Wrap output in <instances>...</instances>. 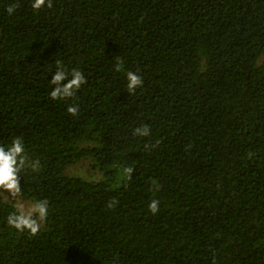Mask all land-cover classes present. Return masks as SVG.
Returning <instances> with one entry per match:
<instances>
[{"label": "trees", "instance_id": "16d2710c", "mask_svg": "<svg viewBox=\"0 0 264 264\" xmlns=\"http://www.w3.org/2000/svg\"><path fill=\"white\" fill-rule=\"evenodd\" d=\"M32 2L0 0V145L40 161L20 197L49 216L18 232L0 196V264H264V0ZM61 66L87 82L52 100Z\"/></svg>", "mask_w": 264, "mask_h": 264}, {"label": "clouds", "instance_id": "9594fccd", "mask_svg": "<svg viewBox=\"0 0 264 264\" xmlns=\"http://www.w3.org/2000/svg\"><path fill=\"white\" fill-rule=\"evenodd\" d=\"M17 6L12 4L7 7V13L9 15L13 14ZM31 6L34 10H40L45 6L51 8L52 0H33ZM122 64L123 61L118 58L115 71L120 72ZM126 76L128 81L127 92L134 94L136 89L143 85V80L140 75L133 71H128ZM86 82L85 75L79 69L73 68L71 73H69L62 66L58 67L50 80V83L55 86L50 92V98L52 100L72 98ZM67 111L72 116H76L78 114V106H69ZM133 135L147 137L151 135V129L147 125H142L134 129ZM144 147L146 150L150 148L148 144H145ZM151 147H155V145ZM26 167H31L33 172H37L40 169V161H30L21 138H14L7 147L0 145V193H7L6 196L10 200L16 201L13 205L15 211L7 216V225L18 232L27 231L31 236H36L40 233L49 216V201L42 199L26 205L17 200L22 191L19 173L24 172ZM133 171L134 168L132 167L124 168L127 179H131ZM153 188L155 191H159L160 186L153 182ZM115 204L116 201H110L108 206L114 207ZM148 208L152 214L158 213L159 201L153 199L149 203Z\"/></svg>", "mask_w": 264, "mask_h": 264}, {"label": "rangeland", "instance_id": "374dc122", "mask_svg": "<svg viewBox=\"0 0 264 264\" xmlns=\"http://www.w3.org/2000/svg\"><path fill=\"white\" fill-rule=\"evenodd\" d=\"M66 172L81 176V177H83L87 180H90V181H97V180L102 178V172H100L99 169H97L93 166L92 161L89 158H84L77 163L69 165ZM4 194L0 193V196L3 197L5 200L10 201V202H14V203L16 202V201L10 200L6 196L7 193H4ZM17 200L25 203L26 205L33 203L31 200L21 198L20 196L17 198Z\"/></svg>", "mask_w": 264, "mask_h": 264}]
</instances>
